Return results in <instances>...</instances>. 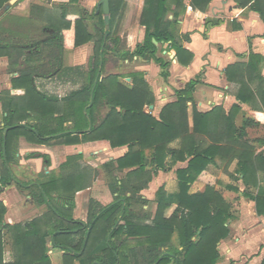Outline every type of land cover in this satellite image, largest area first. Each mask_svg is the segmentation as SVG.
Returning <instances> with one entry per match:
<instances>
[{"label": "trees", "instance_id": "1", "mask_svg": "<svg viewBox=\"0 0 264 264\" xmlns=\"http://www.w3.org/2000/svg\"><path fill=\"white\" fill-rule=\"evenodd\" d=\"M9 1L0 0V12ZM115 1L117 0H110V28L105 30L103 22L88 79L79 89L63 98L39 90L35 78L61 70L66 48H75L95 40L85 25L83 15L87 11L75 15L67 11L68 7L77 5L79 0L58 3L61 13L56 19H52L50 13L46 15L48 23L43 27L47 33L45 38L32 41L27 37L17 42L0 39V56H8L9 70L19 73L12 78L13 89L23 90L22 94H13L10 90L0 94V104L5 112L3 125L0 123V157L3 165L0 173V194L13 182L18 186L23 185L10 167L15 154L13 142L20 136L39 144H46L51 140L66 145L107 140L112 147L129 146V151L116 160L117 165L115 160L105 163L114 176V182L110 184L111 191L118 195L113 202L102 206L96 213L90 210V221L87 224L73 219L72 214L54 204L46 183L35 186V196L38 202L46 203L50 211L29 222L7 224V207L0 199V264H52L48 254V237L51 238L53 247L64 251V264H72L76 259L82 264H217L221 259L218 247L220 241L230 233L227 224L233 217L232 205L216 185L211 183L207 173L204 176L207 179L205 190L193 194L189 192L190 184L207 170L217 154L227 150L218 145L217 140L208 146L202 143L205 140L202 134H209L207 129L213 112L217 110L202 113L194 107L193 127L189 125L188 102L193 98L201 75L177 90L178 99L163 107L159 119L145 111L146 106L154 104L155 94L144 73L134 72L130 75L132 86L122 82L120 74L101 78L105 55L110 52H118L122 59L139 56L154 60L160 65L164 79L170 75L171 62L158 55L157 43L171 41L170 46L176 51L179 62L184 65L191 63L194 54L176 39L173 31L169 32L165 27L163 19L168 0H145L141 18V23L147 28L145 40L137 45L135 51H120L121 38L112 36ZM176 1L182 4L184 0ZM211 1L190 0L191 6L201 11H206ZM236 1L243 6L251 3V7L260 11L264 20V0ZM183 38L190 40L188 35ZM43 47L52 49L42 55ZM36 53L44 57L38 67L31 65ZM261 63H264V56L252 51L244 67L234 64L226 68L227 78L240 82L237 98L241 102L252 101L256 94H260L264 105V88L259 86L255 93L249 83L255 76L261 82L264 80L257 73ZM104 107V113L95 114ZM226 119L228 124H234L233 116ZM177 139L182 141L180 148H170L169 144ZM241 146L243 147L229 158L233 160L237 156V171L243 175L244 182L258 187V172L264 170V154L254 156L253 148L244 143ZM228 150L231 151L229 148ZM168 155L174 162L186 161L191 157L188 167L178 170L179 191L169 195L163 188L159 189L156 199L158 207L153 223L135 221L137 207L143 208L148 204L147 199L138 195L153 178V171L147 168V164H151L155 170L164 169ZM43 157L49 167L50 156L45 154ZM72 161L73 157H70L64 165L71 164ZM133 167L135 169L129 171L126 178L119 183L114 174L115 170L122 171ZM86 179V171L75 167L66 176H60L48 183L56 185L61 196L70 198L87 187L84 184ZM61 188L71 192L67 191L68 195L62 194ZM127 192L131 195L127 196ZM251 198L256 202L258 214L264 215V195L260 193L252 195ZM174 202L177 203V208L167 217L166 211ZM66 203L62 206L66 207ZM73 207L74 203H69V208ZM122 214L125 223L114 228ZM6 233L12 238V261H6L4 257ZM175 233L178 234L182 249L172 243ZM75 235L81 236L78 245L71 242ZM120 237L123 239L119 246L122 250L127 247L128 253L120 251L114 241V238ZM127 238L138 239L139 247L127 245L124 241ZM164 247L168 249L161 250Z\"/></svg>", "mask_w": 264, "mask_h": 264}, {"label": "crops", "instance_id": "2", "mask_svg": "<svg viewBox=\"0 0 264 264\" xmlns=\"http://www.w3.org/2000/svg\"><path fill=\"white\" fill-rule=\"evenodd\" d=\"M68 1L52 0L50 4ZM99 1L79 0L77 5L70 7L71 9L76 6L80 10L79 14H82L84 10L87 11L83 15L85 25L94 36L102 32L103 22H105L102 7L98 8ZM15 4L9 10H6L5 6L3 8L6 12H11ZM179 4L176 0H168L167 12L163 21L166 29L169 32L173 31L176 39L181 41L185 48L193 52L194 58L189 65L179 62L176 51L170 46L171 41H162L156 43L159 48L158 55L171 62L170 75L167 79L161 76V67L154 60H146L139 56L122 59L118 52H110L106 55L109 58V55L112 54L119 64L113 62L115 59L108 61V63L105 62L106 73L103 74V77L110 74H120L122 76L121 81L124 83L127 81L128 86H132L130 75L134 72L144 73L146 81L152 86V91L155 92L154 104L146 106L145 111L159 119L163 107L178 99L177 90L184 88L187 83L201 75L193 98L188 102L189 125L191 128L193 127L194 107L202 113L217 110V112H213L212 121L208 126L209 134H202L205 139L202 140V143L208 146L217 140L218 145L227 150L217 154L208 165L207 170L203 172L204 174L202 173L190 184L189 192L193 194L205 190L207 179L205 180L204 176L207 173L211 183H217V189L232 205L233 217L227 224L230 233L219 243L221 259L217 264H262L264 259V215L258 214L256 202L251 196L260 193L264 195V170L258 172L260 186L247 185L243 180V175L237 171L238 157L235 156L233 160H230L229 157L232 153H237L243 147L241 146L243 143L254 149V156L264 154V105L260 94H256V98L252 101L241 102L237 98L240 82L229 80L226 68L234 64H240L244 67L248 63L252 51L264 56V20L260 11L251 7V3L243 6L236 0H212L206 11L193 8L190 0H184L182 4ZM49 6L43 0H22L16 8H27V10H22V13L20 11L15 18L20 23L36 24L41 21V16H46L47 11L52 9ZM144 6L145 0L115 1L112 16V36L121 38L120 51H135L137 45L144 42L147 32L146 26L141 23ZM69 14L75 15L77 13L72 11ZM10 19H14V17ZM7 26H3L2 31H0L2 34L9 30ZM184 35H188L190 40H185ZM23 37L22 40H25L28 35ZM66 51H69L70 54L74 53L72 59L64 63ZM93 54L94 45L91 41L78 46L74 51L66 48L61 70L46 76H36V85L39 88H41L40 86L44 87L45 90L41 88L44 91L56 89L58 96L61 97L59 92L69 88L73 89L75 81L81 80L83 84L85 83L83 81L84 75L77 78L74 73H79L80 70L89 72L91 69L90 59ZM24 59L25 56L22 57V60ZM9 64L8 56H0V71L2 70L0 90H10L13 94H18L21 90L15 91L13 89L12 78L17 77L19 73L10 71ZM7 71L10 73L8 74ZM257 73L264 79V63L259 64ZM8 76H10L9 81L4 84L3 79ZM257 77L255 76L249 81L255 93L260 88L259 86L261 89L264 88V80L261 82L260 78ZM236 106H239V109H236ZM1 109L0 107V117L3 115ZM232 116L234 124H228L226 117ZM235 137L238 141L235 140ZM181 143V139H177L170 143L169 147L177 149L180 148ZM19 148L20 150L15 152L14 157L16 160L19 158V163L23 164L28 154L21 159V154H24L21 153V149L24 146L20 143ZM98 151H102L100 155L104 157L109 156V159L104 163L115 160L117 165L116 160L129 151V146L112 147L109 141L98 140L81 144L58 145L42 151L43 153L37 152L35 154L37 156L48 154L53 162L59 161L65 156H68L67 160L73 157V165L75 163L82 165V158L87 159L90 154H98ZM146 151L149 153L148 150ZM190 159L191 157L186 161L174 162L172 157L168 155L165 168L157 170L153 169L151 164H147V168L153 171V178L138 195H141L143 199L150 200L147 198L148 194L154 193L156 207L154 211H148L149 209L138 206L135 221L153 223L158 207L156 199L159 189L163 188L169 195L176 194L179 191L178 170L187 168ZM16 160L10 165L15 167ZM84 166L82 165V168H85ZM134 169L135 167L125 168L122 171L115 170L114 174L121 183V180L126 178L127 173ZM8 187L10 185L0 194V199L5 202L9 210V205L13 203V196L9 195ZM91 188L93 187H89L87 184L85 191ZM114 195L117 196L118 194ZM126 195L130 196L131 193L127 192ZM108 204L110 203L104 206ZM148 204L143 207H148ZM176 208L177 203H172L166 211V216L170 217ZM77 213L76 210V219L84 220V216L80 217V215H76ZM124 223V214H122L114 228ZM128 241L132 242L134 246H138V239L130 238ZM172 243L179 246L177 233L174 234ZM179 248L182 249L181 246ZM166 249L168 247L161 248V250Z\"/></svg>", "mask_w": 264, "mask_h": 264}, {"label": "rangeland", "instance_id": "3", "mask_svg": "<svg viewBox=\"0 0 264 264\" xmlns=\"http://www.w3.org/2000/svg\"><path fill=\"white\" fill-rule=\"evenodd\" d=\"M21 1L22 0H18V2L13 6V10H11V12L10 11L4 12L5 11L4 8L2 9V12H0V21H1L0 31H2V28L4 25H8L7 27L9 28V30L6 33L2 34V32H0V39L17 42V41H23L22 39L24 38L23 36L25 35L26 36L28 35L29 37L28 39L32 41L47 37V33L43 30V27L47 25L48 23V18L46 16L44 17L41 16L42 18L41 21L36 24L35 23H30V24L20 23L19 20L15 18L19 15L20 11L22 13V10L23 11L27 10V8L26 9L25 8L23 9L21 7L16 8L17 6H19V3ZM50 1L52 2V0H49V1L43 0V2L46 3V5H50L52 8L47 11V14L50 13V15L52 16V19H56V17H58V15L61 13V7L58 4H54V3L50 4ZM75 8L70 9V7H68L67 8L68 13L72 11H75L76 13H80L79 12L80 10L78 8L76 9ZM12 17H14V19H10ZM100 36H101V33H98L96 36H94L95 40L91 41L94 45V54L92 55L93 57L90 59V66L92 63L91 61L95 56L96 45H97V41L99 40ZM75 48H70V49L74 51ZM51 49L52 48L50 47H46V48L43 47L42 55L47 54V52L50 51ZM73 53L70 54L69 51H66L64 63L72 59ZM39 55H40L39 53H36L34 55L33 61L31 63L32 66L38 67L42 63V59H44V57H42V55L41 56ZM108 61H113L119 64V62H117L116 58L113 57L112 54L109 55V58H107L105 55V62L108 63ZM105 69L106 68L104 65V67L102 68L101 78H103V74L106 73ZM1 71H0V77L2 75ZM89 72L80 70L79 73L76 72L74 73V75L76 74L75 76L77 78H79L78 76L83 77L84 75L85 79L83 81L86 82V80L88 79ZM7 73L9 74L10 72L7 71ZM9 77L10 76H8L6 79L3 77L4 78L3 81H5L4 84H6L9 81ZM125 82H126V85H128L127 81ZM82 84L83 82H81V80L75 81V85L73 86L74 87L73 89L74 90L79 89L82 86ZM40 87L42 88V86ZM37 88L47 93L48 95L58 96L56 89L52 88V89H47V91H44L45 90L44 87L42 88L44 90H42L38 86ZM71 89L72 88H69L67 90L65 89V91L63 92H59L61 97L60 96L58 97L63 98L66 96L64 95L65 93L70 94L73 90ZM3 92H4L3 90H0V94H2ZM22 93H23V90H21L20 93L18 94H22ZM0 107L2 108L1 104H0ZM1 111L3 113V115L0 117V123L2 126L5 112L3 111V109H1ZM104 111H106L105 107L97 110L95 114L104 113ZM67 125L72 126L70 123H67ZM6 131H5V134H6ZM55 141L56 140H51L49 143L39 144V143H34V142L29 141L25 136H20L14 140L13 147H14L15 152H18V150H20L19 145L21 143V145L24 146V148L21 149V153H24V154H21L20 158L22 159L24 155L26 154H28V157H26L25 159L26 161L23 162V164L21 162L19 163L20 160L19 158H17L16 160L15 159L16 157H13L11 161L12 163V162H15L16 160L17 162L15 163L16 168L11 165L10 167H11V170L13 171V174L22 182L23 185L18 186L15 182H13L10 185V187H8L9 195L13 196V203L9 205V210L7 208V212L5 214V222L7 224H15L19 222L26 223L33 219L43 217L46 213L50 211L49 206L46 203L38 202L37 196H35V193L37 192V189L35 186L39 183H46V185L49 188V191L51 192V195H52L51 199L54 204L59 205L60 208L64 210L65 212L72 214L73 219H76L75 212L77 210L78 213L76 215H80V217L84 216V220L82 221H84V223L86 224L90 221V210H93V212L96 213L102 206H104L107 203H111L115 200V197H114L115 195L112 193L111 187H110V184L114 182L113 180L114 176L112 174V171L109 170V168L106 167L104 163L106 160L109 159V156L104 157L103 155H100L102 151H98L99 152L98 154L97 153L90 154L87 157V159L82 158L83 161L81 163L82 165H85L84 166L85 168H82V165L78 163H75V165H73L74 163L72 162L71 164L64 165L68 161L67 160L68 156L67 157L65 156V157H62L59 161L55 160L53 162L51 160V166L48 167L45 164L43 154H41L40 156H37L35 153L37 152L43 153L42 151L47 150V149L49 150L50 148H53L55 146L66 145V144H58ZM4 150H5V146H4ZM75 167L81 168L82 170L86 171L88 179H86L84 184L85 185L88 184L89 187H93V188H91L88 191H85V189L87 188L85 187L82 190H79L75 194L70 196V198H68V196H61L60 190L57 189L58 187L48 182L52 181L53 179L57 180V178L60 176H66L67 173L71 172V170H73ZM2 171H3V165H2V159L0 157V173ZM61 191H62V194L66 193L67 191L71 192V190L64 191L63 188H61ZM65 195H68V193H66ZM147 198L150 199L148 200L149 206L145 208L143 207V209H147V210L149 209L148 211H154L156 207V204L154 203V199H155L154 193H149ZM66 201H68V204L66 203ZM71 202L74 203V207L70 209L69 203ZM3 203L5 204V202ZM64 203H66V207L62 206V204ZM78 220H81V219H78ZM108 237L110 238V234H108ZM122 239L123 237H120V239L114 238V241L119 246L121 244ZM128 239L130 238H127L124 241L130 247H133L134 244L132 242H129ZM5 241H6L5 252H4L5 260L12 261L13 260L12 238L9 233L8 234L6 233ZM80 241H81L80 235L79 236L75 235L74 238L71 240L72 244L74 245L76 244L78 245ZM47 246L49 249L48 254L50 255L52 264H64V251H61L60 249L53 247L50 237H48ZM137 247H139V245ZM119 250L123 251L124 253H128L127 247L122 250L119 246ZM72 264H82V263L81 261L76 259L74 263ZM169 264H174V263L171 262Z\"/></svg>", "mask_w": 264, "mask_h": 264}, {"label": "water", "instance_id": "4", "mask_svg": "<svg viewBox=\"0 0 264 264\" xmlns=\"http://www.w3.org/2000/svg\"><path fill=\"white\" fill-rule=\"evenodd\" d=\"M18 0H10L7 5H5V9L9 10L13 4H15ZM104 13V21H105V30H109L110 28V0H100L98 3V8H101ZM154 42L156 43V40L154 39ZM97 82V79L95 83ZM152 106V105H151ZM7 132V131H6ZM86 224V223H84ZM109 239V237H108Z\"/></svg>", "mask_w": 264, "mask_h": 264}]
</instances>
